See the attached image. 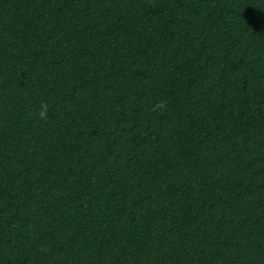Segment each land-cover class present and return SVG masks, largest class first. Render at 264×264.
<instances>
[{
	"label": "trees",
	"instance_id": "1",
	"mask_svg": "<svg viewBox=\"0 0 264 264\" xmlns=\"http://www.w3.org/2000/svg\"><path fill=\"white\" fill-rule=\"evenodd\" d=\"M0 264H264V0H0Z\"/></svg>",
	"mask_w": 264,
	"mask_h": 264
}]
</instances>
